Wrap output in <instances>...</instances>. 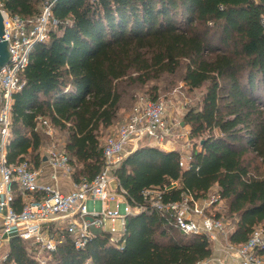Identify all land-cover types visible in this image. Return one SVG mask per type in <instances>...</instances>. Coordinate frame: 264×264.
<instances>
[{
  "label": "trees",
  "instance_id": "trees-1",
  "mask_svg": "<svg viewBox=\"0 0 264 264\" xmlns=\"http://www.w3.org/2000/svg\"><path fill=\"white\" fill-rule=\"evenodd\" d=\"M45 1L0 0V5L30 19L41 14ZM53 1L58 24L31 49L25 84L12 96L7 164L43 163L39 125L48 119L67 134L63 150L74 180L93 179L104 162V133L123 117L124 104L139 88L182 71L184 85L205 91L201 105L189 107L183 117L192 140L186 164L179 150L145 141L116 168L127 200L141 208L128 216L117 240L106 230L76 248L65 234L55 251L46 252L45 264L210 259L209 236L185 234L171 210L150 204L147 189L163 191L167 203L188 194L201 199L217 187L235 220L232 244L264 228V0ZM147 96L161 100L155 86ZM14 189V209L21 211L22 195L16 184ZM5 254L3 264H42L35 248L18 236L8 240Z\"/></svg>",
  "mask_w": 264,
  "mask_h": 264
},
{
  "label": "built area",
  "instance_id": "built-area-1",
  "mask_svg": "<svg viewBox=\"0 0 264 264\" xmlns=\"http://www.w3.org/2000/svg\"><path fill=\"white\" fill-rule=\"evenodd\" d=\"M53 0H46L41 14L30 19L7 12L0 5L4 16V38L10 43L11 62L0 71V264L7 258L1 253L4 242L13 236L27 241L35 248L38 260L45 264L46 252L57 249L60 238L65 234L73 237L76 248H82L95 235L106 231V223L120 220L122 230L130 214L141 210L132 207L122 188L116 168L131 151L141 143L148 141L161 148L170 147V139L175 137L174 127L166 119L168 104L164 100H151L147 95L139 96L126 120L109 135L103 143L104 162L100 172L93 179L75 181L74 168L68 154L56 147L48 149L43 163L35 167L26 159L18 163H6V144L11 130L12 96L25 84L23 72L29 63V54L33 46L49 38L52 25L58 20L53 17ZM48 135L54 132V126L48 119H42ZM182 147L191 157L192 144L186 134ZM169 139V141H167ZM182 162L183 155H182ZM46 165L50 166V179L53 184L43 183ZM65 176L72 181V190L62 191L57 180ZM115 180L116 186L111 182ZM21 193L23 207L14 209L16 191ZM144 195L150 204L158 210H171L176 225L185 233L203 232L213 242L224 232V224L207 213L213 201L196 199L188 194L179 202L163 201V191L147 189ZM115 201V208L110 203ZM115 227L110 231L116 241L121 234ZM227 256L221 264H264V228L256 227L247 242L243 244L227 243ZM204 260L198 264H207Z\"/></svg>",
  "mask_w": 264,
  "mask_h": 264
},
{
  "label": "rangeland",
  "instance_id": "rangeland-1",
  "mask_svg": "<svg viewBox=\"0 0 264 264\" xmlns=\"http://www.w3.org/2000/svg\"><path fill=\"white\" fill-rule=\"evenodd\" d=\"M183 73L182 71L179 74L176 75H166L163 78H161L158 81L151 82L149 85H146L144 87L139 88L134 95V100L138 96L141 95H147L155 86L158 89V96L161 100H164L168 104L169 114H167L166 119L167 122L174 127L175 130V137L170 139V141H176V148L179 149L181 154L183 155V161L186 162L189 160L188 156L190 154L189 152L184 151L182 145L186 141V134L188 135V131L183 128L187 125H182L183 117L186 113V110L191 106H199L201 105L202 97L205 91L204 88L200 89H189L186 85H184V82L182 80ZM133 100V101H134ZM131 100V103L127 101V105L124 104V115L123 117L119 118L115 125V127H112L108 131L104 133V139H106L109 135H112L117 128L126 120L130 113V109L133 105V102ZM126 103V102H125ZM123 109V110H124ZM40 131L43 134V140L40 148L41 155L45 156L48 149L52 147H56L59 150H63V147L66 142L67 134L66 132L59 130L58 128L54 127V132L52 135L47 134V129L44 125H39ZM189 129V126H187ZM169 141V139H167ZM192 143V140H190ZM131 149L127 148L126 152H130ZM176 185V184H175ZM69 188V187H68ZM217 187H213L211 192L208 194L207 197L201 198L204 200L213 201L215 198H218L217 200L213 201L211 204V207L207 209V213L211 215H219L221 218L220 220L224 224V232L220 233L218 235V242L212 243V257L210 260H208L207 264H221L224 261V258L227 256V243L229 242V234L232 232V230L235 227V220L233 216H230L227 212L228 209V202L225 199H220L219 195L217 194ZM212 198H214L212 200ZM111 208H115V201L110 203ZM113 227L117 231L122 230V226L120 224V220L113 223L112 221H108L106 223V230L112 231ZM7 249V242H4V244L1 247V253L5 254Z\"/></svg>",
  "mask_w": 264,
  "mask_h": 264
},
{
  "label": "water",
  "instance_id": "water-1",
  "mask_svg": "<svg viewBox=\"0 0 264 264\" xmlns=\"http://www.w3.org/2000/svg\"><path fill=\"white\" fill-rule=\"evenodd\" d=\"M5 35V25H4V16L2 11L0 10V71L7 66L12 59V52L10 49V43L7 39L4 38ZM184 125V122H182ZM46 160V157H44ZM113 188L116 186L115 180L111 182Z\"/></svg>",
  "mask_w": 264,
  "mask_h": 264
},
{
  "label": "crops",
  "instance_id": "crops-1",
  "mask_svg": "<svg viewBox=\"0 0 264 264\" xmlns=\"http://www.w3.org/2000/svg\"><path fill=\"white\" fill-rule=\"evenodd\" d=\"M112 127H115V126H111L109 129H111ZM183 128H185L187 131L189 130L187 128V126L183 127ZM172 142L173 143H170V147H166V148H163V149H165V150L177 149L176 146H175L177 142L176 141H172ZM177 150H179V149H177ZM50 172H51L50 166L46 165V167H45V175H44V177L41 180L43 183H50V184H53V182L55 183V181L50 179V176H49ZM56 183H57L58 187L62 191L67 192V191L72 190V181L70 179L66 178L65 176H60Z\"/></svg>",
  "mask_w": 264,
  "mask_h": 264
}]
</instances>
